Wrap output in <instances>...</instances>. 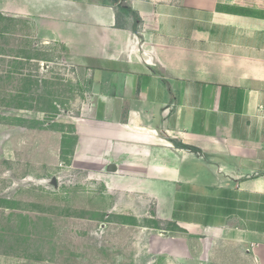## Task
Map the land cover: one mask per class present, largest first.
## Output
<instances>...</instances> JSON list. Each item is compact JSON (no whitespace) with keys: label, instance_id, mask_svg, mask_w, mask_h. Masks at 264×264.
<instances>
[{"label":"crops","instance_id":"crops-1","mask_svg":"<svg viewBox=\"0 0 264 264\" xmlns=\"http://www.w3.org/2000/svg\"><path fill=\"white\" fill-rule=\"evenodd\" d=\"M20 26L83 71L85 131L119 141L113 160L102 138L92 150L80 134L75 151L85 146L150 193L170 187L167 197L194 187L179 167L195 164L212 178L197 188L219 190L239 210L258 199L264 210V0H0V38ZM183 220L190 264H264L263 228Z\"/></svg>","mask_w":264,"mask_h":264},{"label":"rangeland","instance_id":"rangeland-1","mask_svg":"<svg viewBox=\"0 0 264 264\" xmlns=\"http://www.w3.org/2000/svg\"><path fill=\"white\" fill-rule=\"evenodd\" d=\"M7 30L1 55L38 62L0 58V264H190L194 241L176 229L181 217L264 229L258 199L229 214L219 190L197 188L212 182L203 167L182 164L196 188L179 185L167 197L170 187L156 182V199L123 177L127 171L108 172L85 146L75 151L83 134L88 148L105 139L106 158L118 156L109 131H85L89 81L60 46L42 45L22 26Z\"/></svg>","mask_w":264,"mask_h":264},{"label":"trees","instance_id":"trees-1","mask_svg":"<svg viewBox=\"0 0 264 264\" xmlns=\"http://www.w3.org/2000/svg\"><path fill=\"white\" fill-rule=\"evenodd\" d=\"M124 10V9H123ZM1 54V53H0ZM4 54V53H2ZM19 56V55H18ZM23 58H25V61L26 62H31L30 60L32 59H35V58H32V57H29V56H22ZM77 141H76V138L74 139V145H73V148L75 147ZM228 209H226V213H232V210H234L235 206L237 205L236 203H234L231 199V201H228V203L226 204ZM200 224H203V223H200ZM176 229L180 230L179 227L177 225H175Z\"/></svg>","mask_w":264,"mask_h":264},{"label":"water","instance_id":"water-1","mask_svg":"<svg viewBox=\"0 0 264 264\" xmlns=\"http://www.w3.org/2000/svg\"><path fill=\"white\" fill-rule=\"evenodd\" d=\"M107 171L111 173L116 172L117 171L116 166L114 164L109 165V167L107 168Z\"/></svg>","mask_w":264,"mask_h":264}]
</instances>
